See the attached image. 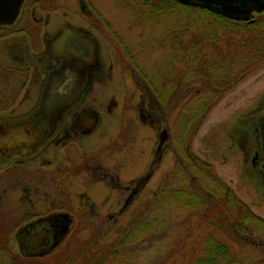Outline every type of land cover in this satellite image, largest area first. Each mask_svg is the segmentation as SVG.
Returning a JSON list of instances; mask_svg holds the SVG:
<instances>
[{
	"label": "rangeland",
	"instance_id": "obj_1",
	"mask_svg": "<svg viewBox=\"0 0 264 264\" xmlns=\"http://www.w3.org/2000/svg\"><path fill=\"white\" fill-rule=\"evenodd\" d=\"M55 2L62 5L51 10L54 19L67 12L72 22L95 27L113 77L95 84L86 97L88 104L97 102L92 107L102 123L78 141L73 162L67 158L61 187L75 216L66 246L52 252L51 264H88L84 254L92 247L110 252L106 264H195L202 250L207 263L264 264V245L239 244L236 228L242 225L257 241H264V234L251 229L254 219L243 215L235 223L237 214L223 217L222 209L216 210L226 192L215 194L212 177L216 172L234 198L264 216V166L256 172L249 166L257 144L250 127L264 115V62L217 92L225 80H215L214 70L205 76V65L199 64L203 52L216 55L211 44L206 47L188 30L178 32L183 24L209 30L202 21L216 20L207 13L181 7L154 13L127 0ZM184 44L198 47L194 57L191 47L179 49ZM28 88L22 85L7 98L25 95ZM34 92L37 97L38 85ZM59 156L61 161L63 153Z\"/></svg>",
	"mask_w": 264,
	"mask_h": 264
},
{
	"label": "flooded vegetation",
	"instance_id": "obj_2",
	"mask_svg": "<svg viewBox=\"0 0 264 264\" xmlns=\"http://www.w3.org/2000/svg\"><path fill=\"white\" fill-rule=\"evenodd\" d=\"M58 5L62 4L55 0H24L15 22L0 26V59H5L0 62V82L8 92L0 89V264H51L52 252L65 248L75 216L66 208L61 187L69 169L67 158L73 162L78 141L102 123L92 107L97 102H86L88 93L113 77V65H105L95 27L72 22L67 12L54 19L51 10ZM22 85L29 87L25 95L7 98L21 92ZM250 133L257 144L253 142L249 166L256 172L264 166V115L254 121ZM163 144L161 137L158 152ZM149 176L139 178V187ZM225 198L239 205L234 195L223 196V217L234 212L235 223L243 215L255 218L257 226L251 229L264 234V216L246 203V209H227L232 204ZM241 227L236 228L239 244L247 246L252 240L264 245Z\"/></svg>",
	"mask_w": 264,
	"mask_h": 264
},
{
	"label": "trees",
	"instance_id": "obj_3",
	"mask_svg": "<svg viewBox=\"0 0 264 264\" xmlns=\"http://www.w3.org/2000/svg\"><path fill=\"white\" fill-rule=\"evenodd\" d=\"M130 5L134 7H138L140 10L148 9L152 12H160V11H167L179 8H186L190 10L205 12L209 15L211 20L215 19L216 21H202V23H206L205 25L208 26L209 30L206 27H198L196 30H192L188 27H185L186 24H183L182 27L178 32L182 33L185 31H189L192 35H195L196 38H200L206 47L211 44L213 54L216 55L211 56V54L206 51L203 52L202 57L200 59V66L205 65V69H201L202 73L205 76H209V70L218 71L216 75L211 74V76H215V80L224 81V85L220 86L217 89V92H222L226 89V86L236 80V78H240L252 70L254 67L259 65L260 63L264 62V14L261 15L257 19H249V20H234L222 16L220 14L214 13L212 11L206 10L204 8L196 7V6H187L181 4L177 0H127ZM181 7V8H180ZM264 13V11H263ZM262 14V13H261ZM200 22V21H199ZM219 26H222V31L219 30ZM212 28V29H211ZM192 30V31H191ZM176 33H172L169 36H174ZM219 35L224 36L225 39H219ZM184 36V35H183ZM179 38H183L178 36ZM197 41L195 44L197 45ZM191 47L192 52L191 56L194 57L196 52L199 50L198 47L193 46L192 44L187 45L184 44L179 49H183L185 52L188 48ZM187 49V50H186ZM189 54H184V60L186 63ZM191 59V58H190ZM205 59V63L202 61ZM200 71V70H199ZM198 71V73H199ZM233 72V74H232ZM200 74V73H199ZM201 75V74H200ZM202 76V75H201ZM211 103V102H210ZM208 105L203 107L201 113L205 114ZM214 181L216 182V192L215 194H226L229 193L230 187L222 181V179L217 176L216 172H213L212 175ZM225 191V192H223ZM231 192V191H230ZM213 194V193H212ZM235 206V204H234ZM231 206V208H235ZM239 208L246 209L244 203L239 201V205H236ZM224 209V207L220 203V207L216 210ZM230 209V207H227ZM245 217V216H244ZM254 220H256L254 218ZM95 248V247H92ZM92 248H88L86 254H84L85 258H88V264H106L107 260L111 258L110 252L107 254V251H91ZM110 251L109 249H107ZM219 250V249H218ZM206 250H202L201 258H198L197 263L195 264H212L207 263V259L203 257ZM217 251V250H216ZM220 251V250H219ZM96 253H98L96 255ZM219 253V252H218ZM112 255V254H111ZM106 258V260H105ZM205 260H207L205 262Z\"/></svg>",
	"mask_w": 264,
	"mask_h": 264
},
{
	"label": "water",
	"instance_id": "obj_4",
	"mask_svg": "<svg viewBox=\"0 0 264 264\" xmlns=\"http://www.w3.org/2000/svg\"><path fill=\"white\" fill-rule=\"evenodd\" d=\"M181 4L198 6L234 20H248L254 12L264 9V0H178ZM24 0H0V25L12 24ZM69 222L66 223L68 227Z\"/></svg>",
	"mask_w": 264,
	"mask_h": 264
},
{
	"label": "bare ground",
	"instance_id": "obj_5",
	"mask_svg": "<svg viewBox=\"0 0 264 264\" xmlns=\"http://www.w3.org/2000/svg\"><path fill=\"white\" fill-rule=\"evenodd\" d=\"M20 12V11H19ZM18 17V16H17ZM16 20V19H15Z\"/></svg>",
	"mask_w": 264,
	"mask_h": 264
}]
</instances>
